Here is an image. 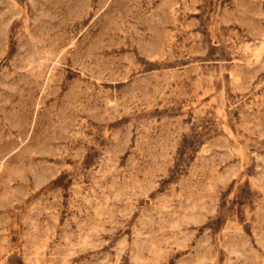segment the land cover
Here are the masks:
<instances>
[{
	"label": "rangeland",
	"instance_id": "374dc122",
	"mask_svg": "<svg viewBox=\"0 0 264 264\" xmlns=\"http://www.w3.org/2000/svg\"><path fill=\"white\" fill-rule=\"evenodd\" d=\"M0 264H264V0H0Z\"/></svg>",
	"mask_w": 264,
	"mask_h": 264
}]
</instances>
